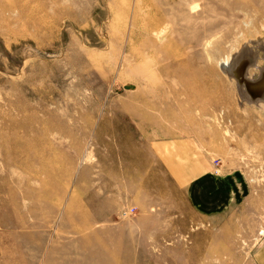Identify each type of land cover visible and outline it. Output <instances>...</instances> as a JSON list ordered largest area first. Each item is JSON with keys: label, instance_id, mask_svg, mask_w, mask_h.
<instances>
[{"label": "rangeland", "instance_id": "374dc122", "mask_svg": "<svg viewBox=\"0 0 264 264\" xmlns=\"http://www.w3.org/2000/svg\"><path fill=\"white\" fill-rule=\"evenodd\" d=\"M240 46L258 51L247 74L256 81L264 0H0V264H171L161 247H191V237L172 231L174 218L148 217L171 202H144L157 165L130 151L183 137L234 195L216 223L190 225L224 227L222 249L213 233L198 238L209 243L201 263L251 262L264 242V100L241 101L220 67ZM139 215L163 233L108 248L120 242L111 229L132 230Z\"/></svg>", "mask_w": 264, "mask_h": 264}, {"label": "crops", "instance_id": "0c3cea01", "mask_svg": "<svg viewBox=\"0 0 264 264\" xmlns=\"http://www.w3.org/2000/svg\"><path fill=\"white\" fill-rule=\"evenodd\" d=\"M131 144L133 151L130 152L137 154V150H143L146 157H142L141 160L145 168L147 158L153 160L157 165V172L150 173L151 176L144 178L141 183L142 188L138 191L143 196L144 202L148 201L152 202L150 204H158L162 203L161 200L164 198L171 202V209H160L159 213L155 209L153 215L148 217H153L154 224H161V220L156 222V218H174L176 226L174 227L175 229L172 227L174 229L172 231L191 237V247H183L181 244L175 247H161L164 250V254L161 255L162 258L168 260L169 255H171L170 258L175 259V261L170 262L171 264H203L201 260L204 255L201 251L205 250L209 243L205 245V242H202L201 245H198V238L202 237L204 239V237H207L209 241L211 235L214 234L213 243L215 246L218 244L219 249H222L221 234L224 227L222 228L219 224L218 226L215 225L213 230L194 233V231L190 230V225L195 216L216 223L222 213L227 210L228 204L234 196L230 194L231 190L228 187V181L230 180L215 175V160L211 159L192 138H154L143 144L133 141ZM134 156V160H136V155ZM135 192L136 190L132 195H135ZM128 194L121 191L115 195L116 200L120 198V206L122 205L123 207L127 204L125 198L129 196ZM97 202L101 201L98 200ZM132 206L136 209V205ZM116 207L117 205L113 209ZM148 212L151 211L148 210ZM145 217L147 216L139 215L136 219L139 224L134 225L135 228L132 230L128 228L126 223H121L111 229L114 237L120 238V242H108L109 245L107 247L110 248L113 245L115 249L134 250L139 247L134 241H142L144 234L153 233L156 235L157 233H163L162 228L157 230L155 227L153 231L148 229L144 222ZM216 233L220 235L218 239ZM133 234H137V236L131 237ZM138 234L141 235L138 236ZM156 239L158 240V238ZM98 247L101 248V246ZM142 248L144 249V247ZM208 249L213 248L209 247ZM210 256H214V254H207L209 261L206 264H227L225 257L221 255L218 257ZM148 264L162 263L155 260ZM248 264H264V242L259 244L254 250L252 261Z\"/></svg>", "mask_w": 264, "mask_h": 264}, {"label": "bare ground", "instance_id": "6f19581e", "mask_svg": "<svg viewBox=\"0 0 264 264\" xmlns=\"http://www.w3.org/2000/svg\"><path fill=\"white\" fill-rule=\"evenodd\" d=\"M243 43H245V42H243ZM246 43H248V42H246ZM245 45H247V44H245ZM259 46L261 48L263 45H259ZM247 47H249V48H247ZM240 48H241V46L236 49L235 54L230 55L227 58L223 59L220 62V67L224 73L227 74L229 72L230 75H233V77H236L235 80L238 81L237 85H238L239 90H240L239 96L242 99L241 101H243V99L249 100L251 102H253V101L258 102V101L264 100V69L262 68L263 69L262 75L256 81L253 80V78H252V80L248 79V77L250 75L247 76L248 69L250 68V65L252 64L251 66H253L256 63V60H257L256 54L258 53V51L257 50L252 51L251 50V49H253L252 47L245 46V48H247V52H246V54H244L243 52H245V50L244 51L242 50V49H245L244 46L242 47V49H240ZM260 48H258V49H260ZM237 55H240V58L239 57L236 58ZM246 55H248L247 58H245ZM261 233H264V230Z\"/></svg>", "mask_w": 264, "mask_h": 264}, {"label": "built area", "instance_id": "2783aa9c", "mask_svg": "<svg viewBox=\"0 0 264 264\" xmlns=\"http://www.w3.org/2000/svg\"><path fill=\"white\" fill-rule=\"evenodd\" d=\"M134 211V208L129 209V213H132ZM122 215H126V212H123Z\"/></svg>", "mask_w": 264, "mask_h": 264}]
</instances>
